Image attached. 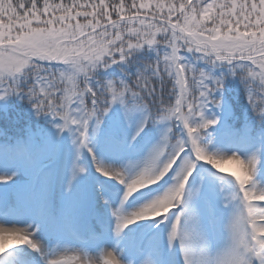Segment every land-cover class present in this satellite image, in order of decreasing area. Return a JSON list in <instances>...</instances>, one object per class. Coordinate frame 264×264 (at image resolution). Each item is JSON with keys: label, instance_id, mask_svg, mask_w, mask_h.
I'll return each mask as SVG.
<instances>
[{"label": "snow or ice", "instance_id": "6c2138e0", "mask_svg": "<svg viewBox=\"0 0 264 264\" xmlns=\"http://www.w3.org/2000/svg\"><path fill=\"white\" fill-rule=\"evenodd\" d=\"M0 264H264V0H0Z\"/></svg>", "mask_w": 264, "mask_h": 264}]
</instances>
